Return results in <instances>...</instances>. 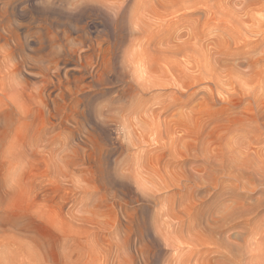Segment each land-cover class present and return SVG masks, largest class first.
Segmentation results:
<instances>
[{
	"label": "rangeland",
	"instance_id": "rangeland-1",
	"mask_svg": "<svg viewBox=\"0 0 264 264\" xmlns=\"http://www.w3.org/2000/svg\"><path fill=\"white\" fill-rule=\"evenodd\" d=\"M0 264H264V0H0Z\"/></svg>",
	"mask_w": 264,
	"mask_h": 264
}]
</instances>
